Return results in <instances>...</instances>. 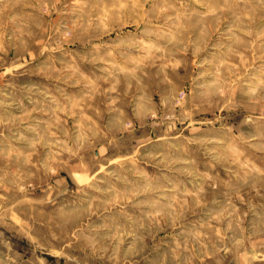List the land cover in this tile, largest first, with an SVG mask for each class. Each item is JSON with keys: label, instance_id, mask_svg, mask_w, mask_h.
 Wrapping results in <instances>:
<instances>
[{"label": "rangeland", "instance_id": "rangeland-1", "mask_svg": "<svg viewBox=\"0 0 264 264\" xmlns=\"http://www.w3.org/2000/svg\"><path fill=\"white\" fill-rule=\"evenodd\" d=\"M0 264H264V0H0Z\"/></svg>", "mask_w": 264, "mask_h": 264}]
</instances>
